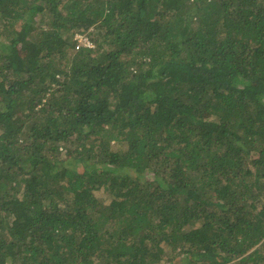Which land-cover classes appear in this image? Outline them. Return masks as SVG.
<instances>
[{
    "label": "trees",
    "instance_id": "1",
    "mask_svg": "<svg viewBox=\"0 0 264 264\" xmlns=\"http://www.w3.org/2000/svg\"><path fill=\"white\" fill-rule=\"evenodd\" d=\"M0 264H264V0H0Z\"/></svg>",
    "mask_w": 264,
    "mask_h": 264
},
{
    "label": "built area",
    "instance_id": "2",
    "mask_svg": "<svg viewBox=\"0 0 264 264\" xmlns=\"http://www.w3.org/2000/svg\"><path fill=\"white\" fill-rule=\"evenodd\" d=\"M75 39L78 43V45H77L78 49H80V48H91L93 46L87 37L82 36L80 34H76Z\"/></svg>",
    "mask_w": 264,
    "mask_h": 264
},
{
    "label": "rangeland",
    "instance_id": "3",
    "mask_svg": "<svg viewBox=\"0 0 264 264\" xmlns=\"http://www.w3.org/2000/svg\"><path fill=\"white\" fill-rule=\"evenodd\" d=\"M212 152H213V151H212ZM212 152H210V153H212ZM153 168H154V170L157 169V167H153ZM163 170H164V167L161 166V168H160V169H157L156 171H157V172H160L162 175H165V176L171 174V173H169V171H167V172L165 173V171H163ZM168 170H169V169H168ZM193 179H195V178H193ZM200 181H201V177L197 178V182H200ZM198 185H199V184L197 183V186H198ZM239 186H240V183H239ZM241 190H243L242 185L240 186L239 191L241 192Z\"/></svg>",
    "mask_w": 264,
    "mask_h": 264
}]
</instances>
